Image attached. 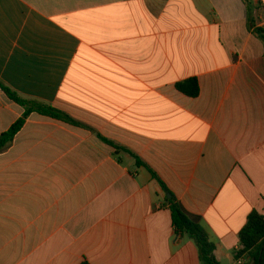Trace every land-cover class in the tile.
<instances>
[{"label":"crops","instance_id":"crops-1","mask_svg":"<svg viewBox=\"0 0 264 264\" xmlns=\"http://www.w3.org/2000/svg\"><path fill=\"white\" fill-rule=\"evenodd\" d=\"M254 27L264 0H0V79L76 122L33 112L0 152V264H202L169 195L238 264L264 216ZM25 113L0 90V137Z\"/></svg>","mask_w":264,"mask_h":264},{"label":"trees","instance_id":"trees-1","mask_svg":"<svg viewBox=\"0 0 264 264\" xmlns=\"http://www.w3.org/2000/svg\"><path fill=\"white\" fill-rule=\"evenodd\" d=\"M254 35L264 43V30L262 28L254 27ZM176 89L190 98H197L200 94V86L196 78L178 83L176 85ZM0 90L3 91L12 101L26 109V113L23 118L15 123L7 133L0 137V152L4 151L11 145L16 135L24 127L28 116L33 112H37L41 115L63 121L71 125L76 124V122H74V120L66 114L51 106L31 102L21 98L17 93L7 87L1 79ZM100 138L116 150H121L120 147L114 145L103 137L100 136ZM137 164L140 165L141 162L137 160ZM153 176L159 180L156 174L153 173ZM162 185L166 189L163 183ZM171 197L172 198L168 201V203L170 205L172 221L176 233L178 235L188 236L195 242L199 250L200 261L202 264H219L214 255L215 246L211 243L206 231L202 227L200 219L186 212L183 206L178 203L176 198L173 196ZM240 239L242 249L238 252V258L248 255L251 260L255 261V264H264V216L257 212H253L248 219V223L240 233Z\"/></svg>","mask_w":264,"mask_h":264},{"label":"built area","instance_id":"built-area-1","mask_svg":"<svg viewBox=\"0 0 264 264\" xmlns=\"http://www.w3.org/2000/svg\"><path fill=\"white\" fill-rule=\"evenodd\" d=\"M238 264H243V257L238 259Z\"/></svg>","mask_w":264,"mask_h":264},{"label":"water","instance_id":"water-1","mask_svg":"<svg viewBox=\"0 0 264 264\" xmlns=\"http://www.w3.org/2000/svg\"><path fill=\"white\" fill-rule=\"evenodd\" d=\"M170 197H171V196L169 195V196H168V198H170ZM251 264H255V261H254V260H252Z\"/></svg>","mask_w":264,"mask_h":264}]
</instances>
